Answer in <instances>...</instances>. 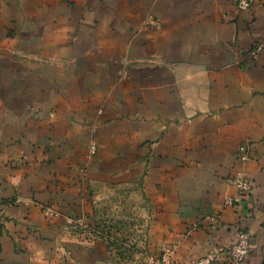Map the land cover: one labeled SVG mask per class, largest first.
I'll list each match as a JSON object with an SVG mask.
<instances>
[{"label": "crops", "instance_id": "0c3cea01", "mask_svg": "<svg viewBox=\"0 0 264 264\" xmlns=\"http://www.w3.org/2000/svg\"><path fill=\"white\" fill-rule=\"evenodd\" d=\"M111 190L147 251L264 264V0H0V264H123L66 231Z\"/></svg>", "mask_w": 264, "mask_h": 264}, {"label": "rangeland", "instance_id": "374dc122", "mask_svg": "<svg viewBox=\"0 0 264 264\" xmlns=\"http://www.w3.org/2000/svg\"><path fill=\"white\" fill-rule=\"evenodd\" d=\"M115 193L114 190H111L104 194L105 200L96 208L98 217L95 219L94 229L93 227L89 229L86 222L78 220L76 222L66 223V231L80 234V236L76 238L78 241L75 242L81 246L84 241H89L90 238L94 239L92 233L103 239L104 236H102L101 233L107 232L109 237L105 239L112 247L109 254L112 260L118 258L123 264H155L156 260L162 256L166 248L156 253H152L149 250L147 251L145 237L136 235L138 234L136 230L137 220L133 219L134 216L131 214L130 206L128 204H123L124 202L122 204L118 202L117 204L119 196ZM130 199V195L127 194L126 200L130 202ZM116 248L117 250L115 251ZM61 255L62 254H60L59 257V264H67V258L65 255ZM81 257L82 253L80 250L79 253H75V262L82 264ZM118 259L116 260L118 261ZM112 264L114 263L112 262Z\"/></svg>", "mask_w": 264, "mask_h": 264}, {"label": "built area", "instance_id": "2783aa9c", "mask_svg": "<svg viewBox=\"0 0 264 264\" xmlns=\"http://www.w3.org/2000/svg\"><path fill=\"white\" fill-rule=\"evenodd\" d=\"M234 7L245 12L250 9L252 0H230ZM261 49V45L256 47V51ZM92 152L95 146H90ZM232 183L238 189L240 195L246 194L250 188V182L244 174H236L232 178ZM254 244L250 241L249 234L244 228L237 231L236 239L233 243L226 246H216L207 250L201 257L190 261L188 264H220V260L224 264H231L244 261L251 253ZM174 254L173 248H166L162 256L156 260L155 264H175L172 260Z\"/></svg>", "mask_w": 264, "mask_h": 264}]
</instances>
